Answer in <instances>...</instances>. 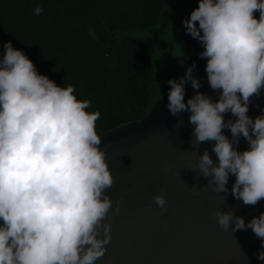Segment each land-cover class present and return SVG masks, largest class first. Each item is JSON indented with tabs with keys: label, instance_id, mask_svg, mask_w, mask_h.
I'll list each match as a JSON object with an SVG mask.
<instances>
[{
	"label": "clouds",
	"instance_id": "clouds-1",
	"mask_svg": "<svg viewBox=\"0 0 264 264\" xmlns=\"http://www.w3.org/2000/svg\"><path fill=\"white\" fill-rule=\"evenodd\" d=\"M42 12L40 6L33 9L34 15ZM183 24L203 46L209 86L220 96L213 101L197 91L185 102L184 85L201 86L192 75L193 64L179 81H168L167 108L173 116L190 113L193 151L215 142L218 163L206 149L195 166L207 179L206 188L226 194L231 174L233 197L255 206L264 199V114L253 119L248 111L251 98L264 89V0H199ZM3 48L0 264H96L111 240L105 220L111 219L113 201L106 190L114 183L96 130L100 113L89 112L91 101L78 99L71 84L61 86L40 74L11 41ZM229 112L235 120L225 121ZM241 137L248 148L238 151ZM153 200L162 213L167 211L162 193ZM212 215L223 231L251 229L264 248V212L247 223L233 211L218 209ZM258 259L264 261V250Z\"/></svg>",
	"mask_w": 264,
	"mask_h": 264
},
{
	"label": "water",
	"instance_id": "water-1",
	"mask_svg": "<svg viewBox=\"0 0 264 264\" xmlns=\"http://www.w3.org/2000/svg\"><path fill=\"white\" fill-rule=\"evenodd\" d=\"M259 15L257 11V19ZM187 43L193 50L188 68L195 64L192 75L201 86L196 90L187 82L185 102L197 91L218 100L220 92L210 88L205 72L207 61L200 57L203 46L197 39H188ZM168 92L143 120L97 132L114 183L106 190L113 201L111 219L105 220L111 224V240L96 264H264L258 259L259 251L264 250L262 241L251 229L223 231L212 215L218 209L233 211L247 223L264 212V199L255 206H245L235 199L231 192L235 177L231 174L226 194L206 188L208 181L195 166L206 149L218 163L212 152L215 142L201 143L199 153L193 151L197 146L190 113L173 116L167 108ZM260 114H264V89L249 104L251 118ZM224 119L236 117L229 112ZM181 120L183 123L176 127ZM222 131L231 139L229 129ZM236 147L243 151L248 143L241 137ZM161 193L167 200V211L163 213L153 200L155 194Z\"/></svg>",
	"mask_w": 264,
	"mask_h": 264
},
{
	"label": "trees",
	"instance_id": "trees-1",
	"mask_svg": "<svg viewBox=\"0 0 264 264\" xmlns=\"http://www.w3.org/2000/svg\"><path fill=\"white\" fill-rule=\"evenodd\" d=\"M169 1L0 0V59L11 41L40 74L71 84L91 101L88 111L100 113L97 132L141 121L159 101L148 32L166 25Z\"/></svg>",
	"mask_w": 264,
	"mask_h": 264
},
{
	"label": "flooded vegetation",
	"instance_id": "flooded-vegetation-1",
	"mask_svg": "<svg viewBox=\"0 0 264 264\" xmlns=\"http://www.w3.org/2000/svg\"><path fill=\"white\" fill-rule=\"evenodd\" d=\"M198 3L199 0H172L170 5L173 4L175 8L167 9L166 25L161 23L148 32V36L153 41V48L160 52V57H157V63L160 65L157 73L163 75L164 83H168L170 79L178 80L193 57V50L188 49L187 40L194 38L187 34L183 21L190 18L191 12L198 7ZM167 87L166 93L170 85Z\"/></svg>",
	"mask_w": 264,
	"mask_h": 264
},
{
	"label": "rangeland",
	"instance_id": "rangeland-1",
	"mask_svg": "<svg viewBox=\"0 0 264 264\" xmlns=\"http://www.w3.org/2000/svg\"><path fill=\"white\" fill-rule=\"evenodd\" d=\"M172 3V0L169 1L166 9H174V5L171 4ZM173 21H174V18H173ZM172 21V22H173ZM176 22V21H174ZM162 42V40H161ZM157 57H160V52L153 48L152 50V66H151V72L153 74V77H154V85L152 87V97H153V100L157 101V100H160L166 93L167 89H168V83H164L163 81V75L162 74H158L157 73V70L160 68V65L157 63Z\"/></svg>",
	"mask_w": 264,
	"mask_h": 264
}]
</instances>
